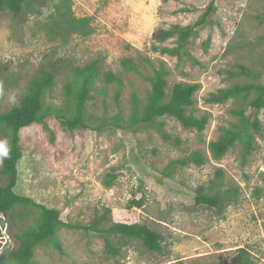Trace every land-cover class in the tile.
I'll return each mask as SVG.
<instances>
[{"label":"rangeland","instance_id":"rangeland-1","mask_svg":"<svg viewBox=\"0 0 264 264\" xmlns=\"http://www.w3.org/2000/svg\"><path fill=\"white\" fill-rule=\"evenodd\" d=\"M212 1L210 24L189 41L191 59L179 61L158 50L177 47L175 38L158 41L160 30L193 25ZM125 59H133L137 71L126 72ZM95 61L122 84L94 79L86 130L69 133L50 118L46 126L21 131L15 192L61 211L78 226L104 214L106 226L138 221L162 235L163 250L151 252L132 241L112 259L96 234L64 230L58 236L64 252L39 247L34 264H228L239 249L264 264V109L258 114L260 131L252 132V153L246 154L241 141L215 160L210 144L238 124L235 111L246 108L248 100L209 101L221 89L264 85V0H33L20 16L0 11V113L17 107L32 79L50 71L56 80L45 106L73 109L67 86L76 93L81 80L71 70ZM162 67L169 74L168 93L177 83L199 86L190 112L208 117L204 132L185 129L172 117L153 127L130 126L135 98L143 107L149 78ZM242 67L253 76L243 75ZM197 151L207 157L205 165L179 163ZM108 175L115 176L111 187L104 184ZM5 183L0 176V186ZM200 187L222 195L223 207L197 205ZM134 200L143 206L130 210ZM14 215L1 221L0 250L16 248L15 235L37 217L22 208Z\"/></svg>","mask_w":264,"mask_h":264},{"label":"trees","instance_id":"trees-1","mask_svg":"<svg viewBox=\"0 0 264 264\" xmlns=\"http://www.w3.org/2000/svg\"><path fill=\"white\" fill-rule=\"evenodd\" d=\"M33 0H0V11L9 10L15 16L23 14L26 7L32 5ZM215 1H212L207 11L193 25L182 27L174 25L170 29H162L157 33V40L164 42L176 39V48H158L161 53L178 58L179 61L191 59L187 52L190 39L200 29L210 24L215 13ZM97 61L84 66L72 68L73 75L81 80L80 88L74 93L73 85L67 86L66 95L73 98L74 107L59 110L48 108L44 104L45 94L55 87L56 74L53 71L42 73L32 79L27 94L19 101V105L8 112L0 113V127L4 129L10 144V158L2 163L0 176L6 180L4 186H0V212L15 219V210L18 208L31 209L37 213L35 224L15 235L17 247L4 250L0 256V264H34L35 251L39 247L51 246L59 252H64L63 245L59 240V234L64 230H84L99 236L105 244V255L109 258H118L123 247L130 242L137 241L151 252L160 253L163 250V237L158 232L138 221L118 222L106 226L107 214L96 217L87 226H78L67 222L61 211L47 208L38 204L32 198L20 196L15 192L18 184V164L23 158L21 131L32 126H46L50 118H55L69 133L76 130H86L90 127L89 118L86 115V104L91 99V85L94 79L103 77L107 84H122V80L115 73L108 71L102 73ZM126 72L137 71V64L133 59H125L122 62ZM242 74L253 76L246 68L242 67ZM168 71L165 68L157 70L153 77L149 78L151 91L140 107L137 98L134 101V111L130 120L131 127H153L157 120L164 117L175 118L185 129L195 130L202 133L208 125V117H197L190 110L194 107V95L199 86L196 84L177 83L168 93ZM253 95V98L250 97ZM244 99L247 106L235 111L239 118L234 128L226 130L218 141L210 144L212 158L223 159L226 154L238 142L245 144V152L250 155L253 150L252 132H259L261 124L258 114L264 109V85L244 84L235 85L231 88L221 89L211 94L209 101L214 104H224L230 100ZM207 157L200 151L194 152L179 163L182 166L194 164L203 166ZM115 176L108 175L105 186L111 187ZM225 201L222 195H209L205 189L197 190L196 204L210 208L221 209ZM141 208L143 201L134 200L130 205L133 208ZM19 217V215H17ZM228 264H256L251 254L246 249H239L229 260Z\"/></svg>","mask_w":264,"mask_h":264},{"label":"clouds","instance_id":"clouds-1","mask_svg":"<svg viewBox=\"0 0 264 264\" xmlns=\"http://www.w3.org/2000/svg\"><path fill=\"white\" fill-rule=\"evenodd\" d=\"M10 144L7 139L0 140V163H3L5 159L10 158Z\"/></svg>","mask_w":264,"mask_h":264},{"label":"built area","instance_id":"built-area-1","mask_svg":"<svg viewBox=\"0 0 264 264\" xmlns=\"http://www.w3.org/2000/svg\"><path fill=\"white\" fill-rule=\"evenodd\" d=\"M4 221V222H6V217H5V214L3 213V212H0V224H1V221ZM7 230H8V225L6 224L5 225V228H4V232L6 231L7 232ZM3 252H4V249L3 248H1V250H0V256L3 254Z\"/></svg>","mask_w":264,"mask_h":264}]
</instances>
